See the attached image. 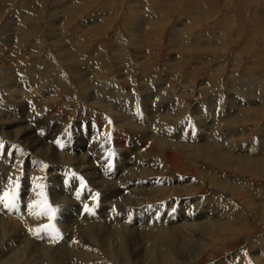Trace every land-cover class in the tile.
Listing matches in <instances>:
<instances>
[{"label": "rangeland", "instance_id": "1", "mask_svg": "<svg viewBox=\"0 0 264 264\" xmlns=\"http://www.w3.org/2000/svg\"><path fill=\"white\" fill-rule=\"evenodd\" d=\"M16 29L18 34H11L12 38H8L10 35L8 32L15 31ZM27 34L29 36L25 37ZM151 40H153L152 43L154 45L150 42ZM132 41H135V43ZM9 42L10 44H8ZM5 44L8 45L6 46ZM4 46L12 49L8 53V57L12 58L13 66L11 65L10 68L4 70L0 66V115L5 116L7 114L5 116L7 117L13 113V118H20L21 114L27 117L30 116L29 118L31 119L38 117L46 132L39 128L36 131L38 130L37 132H40L42 136L48 133L47 137L49 139L47 142H50L51 137L56 139L53 145H58L63 153H67L61 148L63 141L68 142L73 149L83 146L86 142L91 145L92 143L100 144L101 140L104 141L106 135L99 134L92 126V123L99 116L103 120L109 119L108 117L112 115L117 118L119 113H116V110L118 112L123 110L126 113L131 111L132 115L136 117V121L139 122L143 117L145 119V113L150 116L152 110L156 116L155 120L152 121L153 126L149 127L153 132L149 137V142H152L156 135L159 136L161 122H165L166 126L169 125L168 127L171 129L189 126L191 121L198 127V131L200 130L199 123L208 125L207 129L212 126L211 129L215 130L217 126L213 125L218 123H216L214 117L215 115L219 116L223 112L227 116V121L222 122V131H220V135L224 137L221 140L222 143H225L224 147L231 150L240 149V147L245 149L246 147L255 156H258L256 153L260 152L259 154L264 159V0H0L1 62L4 60L2 50ZM64 50L71 52L73 59H67L69 54L67 51L64 52ZM74 59L78 63L77 66L72 65L70 62ZM11 67L13 68L11 69ZM5 80L9 81L6 82ZM23 81H25L23 85L25 91L20 90V83ZM26 83L28 85L27 89L25 87ZM164 83L168 84H166L167 87H165ZM82 85L83 87H81ZM8 88L11 89L9 90ZM28 88L32 90L36 88L35 93L27 92ZM152 90L155 91L154 93L160 91L162 93L154 95ZM145 93H151L150 104H152L150 111L146 104L143 103V101H146L145 98L143 99ZM163 93L166 94L164 99L163 96L165 95ZM163 100H167V105L171 107L170 112L162 110L159 112L158 104ZM175 100L180 101L178 107H182L179 108L182 112L176 110L177 104H171ZM215 100H218L219 103ZM106 103L107 106L110 105V107L108 106L109 108H104L103 104ZM202 103L205 106L202 109L203 113L199 117H193L191 112L194 110V107L198 106L200 108L199 104ZM38 105L42 107H38ZM58 106V111H55L54 109ZM211 106H214L213 109H211ZM209 108L214 112L213 117L208 116L209 112L207 109ZM108 109H110V112ZM163 112L167 114L166 120L161 119L159 116ZM68 116L69 118H67ZM44 121H47L46 124ZM65 122H67L66 125ZM32 124L33 126H37L35 121ZM56 125L59 126L56 127ZM112 128L114 129V126ZM190 129L192 130V134H196L197 136L198 133H196L197 131L193 127L189 126L187 131ZM217 130H215L216 133ZM211 132L209 129V131L207 130L204 133L210 135ZM67 134L71 137H68ZM76 134L77 136H75ZM131 135L133 134L129 133V138H126V147L130 149V144L137 143L132 141ZM230 136L237 137L231 140ZM0 137L2 139L3 136L0 135ZM89 140L91 141L89 142ZM82 141L83 143H81ZM159 147L160 145H158V149ZM221 147H223V144H221ZM8 148L7 139L0 140V154H2L0 156L2 158L0 159V171L5 173V177L15 174L14 177L11 176L13 180L11 179L10 181L13 186L7 182V187H3V190L7 188L11 191L12 187V189H17L18 187L20 189V185L22 187L24 185V188L28 192L31 191L33 185H36L34 181H38L33 166L19 169L17 166L20 155L17 154H21L20 149H18L19 152L14 156V152L10 151L8 153ZM47 148H49V151L52 150L50 145ZM188 148L183 147L180 152H177L180 157L184 154L183 156L187 157L184 158L188 159L190 163L187 166L179 163L177 167L170 168L163 178L181 177L183 180L192 181L198 178L200 174L195 169L198 165L202 170L209 171V173L214 171V180H218L216 176L220 175L218 174L219 172L223 173L222 176L227 181L232 176L236 178L241 177L242 180L249 181V185L246 188L247 191L245 190L242 193L243 196L247 193H253L256 199L264 198V174L253 171L251 173L240 172L233 165L223 167L221 164L215 162L211 152L207 154L203 152L196 153L193 150L190 152ZM87 149L85 148L84 150ZM141 149L144 151L146 148L142 147ZM113 150L108 151L109 155L116 153V155L111 156L112 164L110 163L111 166L109 165V171H111V178H117L119 177V172L117 171L118 149L114 146ZM7 153L8 156H5ZM248 155L252 156L250 153ZM188 156L192 157H189V159ZM135 157L136 155L134 154L133 158ZM255 158L258 159L259 157ZM129 162L131 161L129 160ZM72 168L73 166L65 167L66 171L71 169L70 172L73 174ZM87 178V176H83V181L85 182H80L75 186L77 188L86 186V192L88 190L89 192H93L94 189L90 187V179ZM14 181L18 182L15 183ZM219 185L216 189H212L209 188L208 182L205 181L198 185L196 189L199 190L198 192L194 190L191 194L172 195L169 192L159 195L157 198L154 197L155 200L153 198L148 200L149 202L152 201L149 204L152 210L145 211L143 214H150L153 211V215L156 214V217H160L164 213V211H161L162 214L160 213V206L164 205L165 202L173 201L177 206H182L181 199L184 201L187 197L188 199L199 198L198 200L206 201V198L208 200L209 198L223 194L222 198L224 196V198L229 199L230 192L227 190L228 186L225 183H219ZM61 187L65 194L61 195L59 193L61 198L55 202L51 199L52 197L47 190L43 194L45 197L48 196L45 200L46 204L55 205L57 215L52 216L50 213L47 215H51L55 222H57L56 217H58V214L59 216L64 214L65 217L71 218L75 216L74 219L88 214L87 219L91 221L90 224L104 222V226L111 225V227H115V225L119 224L118 222L121 223L119 215H126L130 211L135 212L131 207L125 208L116 204L121 198H114L106 202L108 207L102 211L106 215V220L103 221L99 210L103 206H100L103 199L108 197L107 195H103L100 198V192L97 191L95 194L90 193L87 196L95 195L93 196V203L90 202L89 206H86V203L85 206H80L79 201H83L88 197L86 198V196L82 195L81 200L74 198L71 190L72 182L67 186L61 183ZM11 193L14 194L15 192ZM16 194L18 195V193ZM65 196H70L78 207L74 208L73 206H69L67 202L66 205L61 202ZM146 198L148 199V197ZM234 201L235 199L227 201V203H229V208L233 210L232 216H237L241 213L240 223L238 225L234 223L237 226V232L239 231L238 235L236 234L233 238L231 233H228L229 235L225 233L218 238V242H214L213 239L218 235L210 236L206 233L205 237L213 245L207 247L197 259L188 260L187 264H240L245 260H247L245 262L248 264L254 254L261 255V253H264V220H259L257 216L254 217L253 211L255 212L256 209L248 207L243 202V197H239L238 200ZM26 202L27 200L24 204L27 205L28 203ZM36 207L47 208V206H30V212L27 210V215L30 216V213L34 212L33 209ZM59 207H65L64 211ZM139 208H143V206ZM91 209L98 210L95 218L90 215ZM171 209L172 211L178 210L176 207ZM72 211H75L74 215ZM130 214H132L131 220L135 222L134 217L138 213ZM89 215L92 217H89ZM242 215H244L243 219ZM6 216V219L17 218L12 220L20 223L23 234L30 241L34 240L35 236L28 235L30 233L28 229L32 228L29 221L22 219V217H16L12 209L9 218L7 214ZM263 216L264 214H261V217L264 219ZM20 218L21 220H18ZM29 218L31 220V217ZM92 218L93 220H91ZM109 218L111 221H108ZM90 224H84L85 226L83 227L87 228ZM240 226L245 230L242 229L240 231ZM62 229L60 223L56 224L58 234ZM127 229L129 228L125 230ZM71 230L72 232L65 237V243L70 246L75 245L77 243L76 239L80 238V226L74 230L76 234L73 233V229ZM126 233L128 237L129 232ZM60 235H62V232ZM23 245L25 244L23 243ZM148 250L150 251L148 255L151 257L148 256L149 261L150 259L154 260L153 258L156 256V253L152 249ZM36 251L40 252L38 249ZM187 252L192 253L193 251L191 252L187 248L185 255L188 254ZM236 254L238 256L230 263L229 260ZM141 257L140 255L138 258L140 259ZM263 262L264 257L260 258L257 264H262ZM70 264H73V260L70 261ZM133 264L140 263L136 260ZM164 264H167V262Z\"/></svg>", "mask_w": 264, "mask_h": 264}, {"label": "bare ground", "instance_id": "2", "mask_svg": "<svg viewBox=\"0 0 264 264\" xmlns=\"http://www.w3.org/2000/svg\"><path fill=\"white\" fill-rule=\"evenodd\" d=\"M8 33H10L8 38H12L11 34H14V35L18 34L17 29L15 31L12 30ZM27 36H29V35L27 34L25 37H27ZM152 41L153 40H151L150 42L152 43ZM132 42L135 43V41H132ZM141 43L143 44V42H141ZM8 44H10V42ZM8 44H5V45L7 46ZM152 45H154V43H152ZM62 46H64V45L62 44ZM8 48L4 46V48L2 49L4 60H2V62L0 61L1 62L0 66L3 70L10 68L11 65L13 66L12 58L10 59L8 57V53H10L12 51V49L11 48L8 49ZM65 51H67V50H64V52ZM68 54L69 55H68L67 59H73L71 52H68ZM97 55H99V54H97ZM138 59H139V57H138ZM70 62L74 66L78 65V63L76 62L75 59L70 61ZM121 62L123 63V61H121ZM165 67H166V65H165ZM12 68L13 67H11V69ZM69 69H70V67H69ZM92 70H95V69H92ZM71 71H73V70H71ZM92 72H94V71H92ZM101 72L103 73V71H101ZM12 73H13V71H12ZM73 73H75V72L73 71ZM128 73H129V71H128ZM131 74H132V72H131ZM12 75H14V74H12ZM89 75H91V74H89ZM101 76H103V75L101 74ZM74 79H75V77H74ZM99 79H100V76H99ZM216 79H218V78H216ZM7 81H9V80H7ZM93 82H92V84H93ZM98 82H100V81H98ZM173 82H174V80H173ZM176 82H177V80H176ZM24 83H25V81L20 83V86H21L20 90L21 91H25V89H23ZM166 84L167 83H164L165 87H167ZM175 85H176V83H175ZM160 86H161V84H160ZM25 87L27 89V87H28L27 83H26ZM81 87H83V85ZM35 89L32 90L31 88H28L27 92H30V93L32 92V94H33V93H35L34 92ZM162 91H163V89H162ZM168 91H170V90H168ZM15 92H14V94H15ZM154 92L155 91L152 90V93L154 95H157L161 91L156 92V93H154ZM49 93H51V92H49ZM165 93H167V92H165ZM32 94H30V95H32ZM12 95H13V93H12ZM164 95L165 96H163V99H164V97H166V94H164ZM211 95H210V97H211ZM173 96H174V94H173ZM150 97H151V93H145V95L143 96V99L145 98V100H146L145 101L146 103L144 101H143V103L146 104L149 111L151 110L150 106L152 104V103L150 104V102H151ZM32 98H34V97H32ZM51 98H53V97H51ZM215 98L217 99V97H215ZM35 99L37 100L38 98H35ZM72 99H73V97H72ZM114 99H117V98H114ZM45 100H47V99H45ZM70 101H73V100H70ZM117 101H120V100H117ZM168 101H170V100H168ZM41 102H43V101H41ZM216 102L219 103L218 100ZM39 104H40V102H39ZM171 104L172 105L177 104L176 110H179V108H182V107H178V105L180 104L179 100H175ZM94 105H95V103H94ZM103 105H104V108L110 107V105H108L109 107L107 106V103L103 104ZM199 105L201 106L200 108L198 106L194 107V110L191 112L193 117H199L203 113L202 109L205 106L203 105V103L199 104ZM42 106L38 105V107H42ZM59 106L54 110L58 111ZM14 107H15V105H14ZM38 107H36V108H38ZM133 107L135 108V106H133ZM158 107H159L158 108L159 112L161 110L168 112L171 108L169 105H167V100L161 101L160 104H158ZM213 107L214 106H211V109H213ZM118 108H119V106H118ZM172 108H174V107H172ZM42 109H44V108H42ZM211 109L210 108L207 109V111L209 112V115H208L209 117L214 116V112ZM52 110H50V111H52ZM108 110L110 112V109H108ZM112 110H113V108H112ZM179 111L182 112V110H179ZM252 111H254V110H252ZM109 112H107V113H109ZM116 113H119V115H117L118 116L117 118H116V116L114 117L112 115V116L108 117L109 119L103 120L99 116V117H96V119L94 120L93 123L91 122L92 126L94 127V129H96V131L99 134L106 135L107 138L104 136L106 138V139L104 138V141L106 140L105 142L103 140H101L102 142L100 144L92 143L91 145L87 144V142H86V143H84L83 146L73 149V147H71V145L68 142L63 141L62 142L63 146L61 148H63V150L66 151L67 153L61 152L62 150H60L58 145H53V142L56 139H53L51 137L50 142H47V140L49 139L47 137L48 133L45 136L44 135L42 136V134L40 132L39 133L37 132L38 130L36 131V129L39 128L41 130H45V132H46V129L43 127V125H41L40 121L38 120V117L31 119V118H29L30 117L29 115H28L29 117H27V116H23V114H21L20 118H13V116H14L13 113L9 114V116H7V117H5L7 115L6 113H4V114H6L5 116L0 115V135L3 136L2 139L0 137V140L3 141L5 139H7V144L9 146L8 153H10V151L14 152V156L17 152H19L18 149H20L21 154H17V155H20L18 157L19 164L17 167L19 169H21V168H28L29 166H33L34 172L37 174L36 177L38 180L37 182L32 180L36 183V185L35 186L33 185L31 191H29V192H28V190H26L24 188V185H23V187H22V185H20L21 186L20 189H18L19 187L17 189H12L13 188L12 187L10 189L11 191H9L7 189L3 190L4 189L3 187H5V186L0 187V199H2V200H0V264H70L71 260H73V264H133V262L136 260H138V263H140V264H159V263L164 264L166 262H167V264H187L188 260L192 261V260L197 259L207 247H209L210 245H213V244H211V241L207 240V238L205 237L206 233H208L210 236L217 234L219 237L217 236L213 240H214V242H218V238H220L225 233H227V234L231 233L233 235V238H234V236L239 232V231L237 232V226H235L234 223H237V225H238V223H240L239 219H240L241 213H239L237 216H232L233 210H231L229 208V206H228L229 203H227V201H230L233 199H235V201H236V199L238 200L239 197H243V202L248 207H254V209H256V211H255L256 213L253 211L254 217L257 216V217H259V220H264L261 217V214H264V209H263L264 208V198L262 197L260 199H256V196L253 193L252 194L247 193L243 196L242 193L245 192V190L247 191L246 188H247V185H249V183H248L249 181L242 180L241 177L236 178V177L232 176L230 178V180L228 179L229 181H227L224 179L225 177L222 176L223 173L219 172L218 174H220V175H218V177L216 176V178H218V180L217 179L214 180L213 179L215 176L214 175L215 173H213L214 171H212V173L211 172L209 173V171L208 172L204 171V170H202V168H200L197 165L198 167L196 166L195 169H197V172H199L200 174H199L198 178L193 179L192 181L191 180H188V181L183 180L181 177H174V178L170 177L169 179L163 178V176H165L169 172L170 168L177 167L179 165V163H181L183 166H187L188 163H190V161L188 162V159L186 160L187 157L183 156L184 154L180 157V155L177 152V151L180 152L181 148H183V147L184 148L189 147L188 149L190 152H191V150H193L196 153L197 152H203L205 154L211 152L215 162L217 164H221L223 167H228V166L233 165L234 167L237 168V170H240V172H250L251 173L253 171L255 173L264 174V159L261 157V154H259L260 152L256 153L258 156H255V155H253V152L250 151V149H246V147H245L246 150L243 147H240V149H238L236 147L237 149H232V150L224 147L225 143H222V141H221L223 135L222 136L220 135L221 134L220 131H222V128H221L222 125L221 124H223L224 121H227V116H225L223 112L219 116L215 115V117L216 118L218 117V119H216L214 117L216 123H218V124L213 125V126H217L218 130L215 129V130H217V133L215 130L211 129L212 126H210L209 129L212 132L210 133V135H208V134L206 135L204 132H207V130L209 131V129H207L208 125L199 123L200 130L198 131V127H196L194 125V123H192L190 121L189 126H191V128L193 127L197 131L196 133H198L196 136V134H192L191 129L189 131H187L189 126H180L178 128H175V129L172 128L171 129L168 127L169 125L166 126L165 122H161L160 123L161 130H160L159 136L156 135L154 137V140H152V142H149V140H150L149 137L153 133L149 127L153 126L152 121L155 120V116H156L153 114L152 110H151L150 116L145 113V119L143 117V119L140 122L136 121L137 119H136V117H134L132 115L131 111H128L126 113L123 110H120L119 112L116 110ZM46 115H47V113H46ZM49 115H48V117H49ZM166 115L167 114L163 112V113H160L159 116L161 119L166 120V118H167ZM221 117L223 118V120ZM67 118H69V116ZM1 120H3V121H1ZM34 121L37 123V126H33L32 122H34ZM46 122H45V124H46ZM135 122H137V123H135ZM66 123L67 122H65V125H66ZM50 124H51V122H50ZM58 126L56 125V127H58ZM112 126H114V129L112 128ZM60 128H61V126H60ZM80 128H82V127H80ZM233 128H235V127H233ZM58 130H59V128H58ZM88 130H89V128H88ZM202 131H204V132H202ZM54 132H55V130H54ZM232 132H233V130H232ZM94 133H95V131H94ZM125 133H128V134H125ZM129 133L133 134V135H131L132 141L137 142L134 144H130L131 149L126 147V142H127L126 138H129L128 137ZM73 135H74V133H73ZM95 135H97V134H95ZM56 136H57V134H56ZM67 136H68V134H67ZM75 136H77V134ZM90 137H92V136H90ZM135 137H137V139H135ZM235 137H237V136L231 137V140H234ZM225 138H227V137H225ZM67 141H68V139H67ZM90 141L91 140H89V142ZM81 143H83V141ZM97 143H99V142H97ZM221 144H223V147H221ZM48 145L51 146V148H52L51 151L48 150L49 149V148H47ZM77 145H80V144H77ZM112 145H113V147H112ZM158 145H160L159 149H158ZM114 146H115V148L117 147V149H118V151H117V162H118L117 171L119 172L118 173L119 177H117V178H111L112 177L111 171H109V167L111 166L110 163L112 161L111 160L112 158L110 157L108 151H110V150L114 151L113 150ZM128 146H129V144H128ZM142 147H144L146 149L143 151L141 149ZM85 148H88V149L84 150ZM8 153L5 156H8ZM249 153L252 156H249L248 155ZM134 154L136 155L135 158H133ZM199 154L201 155V153H199ZM1 155L2 154H0V156ZM200 155H199V157H200ZM194 156L197 158L196 155H194ZM184 157H186V158H184ZM189 157H192V156H188V158ZM255 157H259V158L257 159ZM0 159H2V158H0ZM129 160L132 163L129 162ZM193 160H194V158H193ZM195 163L197 164V162H195ZM66 166H73V168H74V170H73L74 173H73V175H71L70 180L65 179L63 177V176H65V174H68V175L71 174V172H70L71 169L69 171H66V169H65ZM63 170H65L66 172H63ZM122 171H124V172H122ZM4 174L5 173H2V171H0V181H1L0 185H4V184L7 185V182L9 185H11V182H10L12 179L11 176L14 177L15 174L13 173L14 175L7 176V177H5ZM79 175L82 176L81 177L82 180H83V176H87L90 179V183H91L90 187H92L94 189L93 192H89V190H88V192H86V190H87L86 186H84L83 188H77L75 186L76 184L80 183V181L78 180ZM255 176H256V174H255ZM205 181L208 182V186H210L209 188H212V189H216L218 186H220L219 183H221V184L225 183V185L228 186L227 190L230 192L229 199L226 197L224 198V196L222 198L223 194L221 196H218V195L214 196L215 195L214 194V195H212L214 197L209 198L208 200L206 198L205 199L206 201H203L201 199L198 200L199 199L198 197H197L198 199H196V198L188 199V197H187V199H185L184 201H182V199H181V202L183 204L182 206H177L173 201H168L169 204L167 202H165L164 205L160 206V208H161L160 213H161V211H164L163 215L160 217H156V214L153 215V211L150 214H143V212H145V211L152 210V208L149 207V204L152 201L149 202L148 200H151L152 198L154 199V197L157 198L159 195L167 194L169 192L172 193V195H174V194H187V193L191 194L194 190L198 192L199 190H196L198 185L200 183L202 184V182H205ZM14 182L17 183L18 181L17 182L14 181ZM60 182L63 183V185L66 182H72V189L71 190H72V195L74 196V198L81 200L82 195L86 196V198L88 197V200L85 202H84V200H86V199H84L83 201H79L80 206L81 205L85 206V203L87 205L90 204V202L93 203L92 202L94 200L93 196H95V195L87 196L90 193L95 194L98 191V192H100L99 193L100 198L103 195H107L108 197L103 199V202L100 205V206H102V205L103 206L99 210L100 211V217L102 215L101 218H103L102 219L103 221L106 220V215L103 214V212H102L103 210L107 209V207H108L106 202H107V200H112L114 198L115 199L121 198V200H118L116 202V204L121 205L125 208L131 207L135 210V212L130 211L126 215H123V214L119 215V220L121 221V223L118 222L119 224L115 225V227H111V225L110 226H106V225L104 226L103 225L104 222L103 223L90 224L91 221L87 219L88 214L84 215V217H78L76 219H74L75 216L73 218H71V217H65L64 214L63 215L61 214V216H59V214H58V217H56L57 222H55L54 219L51 217V215L52 216L57 215V212L55 210V205L46 204L45 200L47 199L48 196L45 197L43 194L47 190L52 197L51 199H53L54 202L56 200H59L61 198V195L65 194V192L62 190ZM20 184H21V182H20ZM11 186H13V184ZM11 186H9V187H11ZM224 187H226V186H224ZM223 190H224V188H223ZM13 191L15 192L14 194L18 193V195L16 194V196H14L12 198L11 192H13ZM19 193H21V194H19ZM120 195H123V196H120ZM90 197H92L91 200H90ZM146 197H148V199ZM49 198H50V196H49ZM200 198H201V196H200ZM14 199H16V200H14ZM36 199H38V201H36ZM26 200H27L26 203H28L27 205L24 204ZM61 202H63L65 205L67 202L69 206H71V207L73 206L74 208L78 207L76 205V203L71 199L70 196H67V197L65 196L61 200ZM37 205L38 206H47V208H43V207H40V208L36 207L34 209L32 208L34 210V212H31L30 216L27 215V210H28L27 207H30V206L35 207ZM92 205H94V204H92ZM95 205L98 206L97 204H95ZM156 205H158V204H156ZM141 206H143V208H139ZM173 207H176L178 210L172 211L171 208H173ZM59 208L61 210H63L65 207H59ZM11 209L14 212V214L16 215V217H22V219L30 222V225H32V228L31 229L27 228L30 231V233L28 235H30L32 237L35 236L34 240L30 241L29 238L23 234V230H22L20 223L16 220H12V219H17V218L12 217V219H6V217H7L6 214L8 215V218H9V215L11 213ZM66 209H68V208H66ZM136 209H137V212H136ZM77 211H78V209H77ZM34 213H36V214H34ZM49 213L51 215L47 216ZM65 213H66V211H65ZM130 213H133V214L138 213V215L136 217H134L135 222H133L131 220L132 214H130ZM72 214L74 215L75 211H72ZM97 214H98L97 209H91L90 210V215L94 216V218ZM90 215H89V217H92ZM67 216H69V215H67ZM29 217H31L32 221L30 220ZM97 218H99V217H97ZM126 218H128V220H126ZM243 218H244V215H242V219ZM18 220H21V218ZM91 220H93V218ZM108 221H111V219L109 218ZM59 223L61 224V227L63 228L62 231H60V233H59V234H61V232H62L63 239H61L58 236L59 234L56 231V224H59ZM84 224H90V225L89 226L87 225L88 227L86 228V227H83V226H85ZM78 226H80V235H79L80 238L76 239L77 243L75 245H71V246L69 244H66L65 243L66 242L65 237L68 236L72 232L71 229H73V233H74V230H76L78 228ZM242 226H240V231L243 229ZM126 228H129V229L125 230ZM243 230H245V229H243ZM126 232H129L128 237H127ZM74 234H76V233H74ZM74 234H73V236H74ZM23 243L25 245L22 246ZM71 243H72V241H71ZM187 248L189 250H191V252L192 251L193 252L192 253L187 252L188 254L185 255V251L187 250ZM36 249H38V251H40V252H37ZM148 249H152V251L156 253V256L153 258L154 260L150 259V261H149V259H148L149 255L148 254L150 253V251ZM140 255L142 256L140 258L141 260L138 258V257H140ZM237 256H238V254H236L233 258H231L229 260V262L230 263L233 262ZM263 257H264V253H261V255L254 254L252 256L250 263H248V262L247 263L248 264H257L259 262V259L263 258ZM245 261H247V260H245ZM245 261H243V263H240V264H246ZM262 264H264V262Z\"/></svg>", "mask_w": 264, "mask_h": 264}]
</instances>
